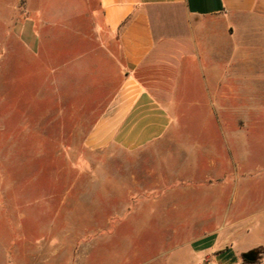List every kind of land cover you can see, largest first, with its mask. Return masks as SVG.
<instances>
[{"label": "crops", "instance_id": "crops-1", "mask_svg": "<svg viewBox=\"0 0 264 264\" xmlns=\"http://www.w3.org/2000/svg\"><path fill=\"white\" fill-rule=\"evenodd\" d=\"M242 24L264 28V0H0V161L18 143L26 157L53 151L74 159L73 181L84 175L92 186L103 171L90 155L153 152L174 127L236 121L217 119L223 90L238 75H264L248 28L237 42ZM0 170L3 184L10 174ZM242 219L197 242L207 252L197 264L212 255L237 264L264 247Z\"/></svg>", "mask_w": 264, "mask_h": 264}, {"label": "rangeland", "instance_id": "rangeland-1", "mask_svg": "<svg viewBox=\"0 0 264 264\" xmlns=\"http://www.w3.org/2000/svg\"><path fill=\"white\" fill-rule=\"evenodd\" d=\"M246 28L252 49L263 52V27H236L237 42ZM231 87L223 90L228 99L217 119L236 121L174 127V138L153 152L90 155L89 164L103 171L97 185L84 175L73 181L74 159L48 150L43 158L26 157L18 143L0 161L10 174L0 183V264H197L207 254L195 250L197 242L242 218L250 242L261 243L264 75H238ZM247 253L254 261L243 259ZM212 256L199 264H213ZM237 264H264L263 245L238 254Z\"/></svg>", "mask_w": 264, "mask_h": 264}, {"label": "water", "instance_id": "water-1", "mask_svg": "<svg viewBox=\"0 0 264 264\" xmlns=\"http://www.w3.org/2000/svg\"><path fill=\"white\" fill-rule=\"evenodd\" d=\"M242 257L248 262H252L255 259V255L253 253L244 254Z\"/></svg>", "mask_w": 264, "mask_h": 264}, {"label": "trees", "instance_id": "trees-1", "mask_svg": "<svg viewBox=\"0 0 264 264\" xmlns=\"http://www.w3.org/2000/svg\"><path fill=\"white\" fill-rule=\"evenodd\" d=\"M245 260V259H244Z\"/></svg>", "mask_w": 264, "mask_h": 264}]
</instances>
